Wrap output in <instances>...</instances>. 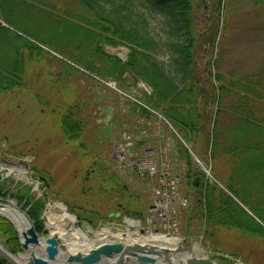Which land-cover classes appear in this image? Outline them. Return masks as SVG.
Masks as SVG:
<instances>
[{"label":"rangeland","instance_id":"obj_1","mask_svg":"<svg viewBox=\"0 0 264 264\" xmlns=\"http://www.w3.org/2000/svg\"><path fill=\"white\" fill-rule=\"evenodd\" d=\"M202 4L198 3L197 26L199 28L201 23L205 28L213 26V10L211 6L210 11L205 9L210 5L208 0H205L204 6ZM0 9L6 14L0 13V22L8 29L0 31L1 48L15 47L19 42L18 35L43 50L41 58L28 64L21 85L5 94L0 92V181L5 182L3 191L8 193L7 199L17 207H23L24 200L20 201L19 196L29 189L36 198L47 194L46 204L54 206L61 203L67 209H73L74 215L79 212L77 207L91 212V215H86L81 211L82 217L92 216L94 225L87 220L82 221L90 238L101 227L113 234L131 233L134 237L133 231L137 227L131 230L125 228H128L125 214L134 219L143 218L153 194L138 180L130 183L125 180L126 177L114 175L112 167L115 162L113 143L126 132H136L138 125H151L153 128L145 147H152L161 160L172 165L179 160L186 174L189 168L198 170V184L200 179H204L218 184L224 191L228 190L224 184L228 165L222 163L216 167L209 152L198 149L194 153L190 142L188 146L192 153L189 152L186 142L179 139L181 136L174 135L170 127L172 124L159 112L153 110L147 114L143 111L145 98L153 95L146 83L136 80L129 73L120 79L102 78L72 61L64 52L74 36L73 27L66 25L62 30L52 18L39 14V10L48 9L54 17L60 15L69 21L73 13H81L76 0H2ZM104 50L122 61L127 60L130 51L125 46L109 45H105ZM207 53L208 56L213 55L217 68L226 77L233 74L239 78L264 70V3L258 0H224L217 45ZM63 62L78 67V71L65 70ZM233 100L230 94L225 103ZM68 111L81 122V130L74 140L65 137L61 127V119ZM232 115L227 112L222 123H229ZM184 148L188 149L191 165L184 157ZM196 158L202 161L205 169L198 165ZM11 159L22 162L15 165L10 162ZM24 163L29 164V170ZM206 170L212 177L205 174ZM22 172L30 179L28 182L23 181ZM42 175L48 181L45 182ZM93 175L109 178L104 191L81 196L82 187L96 186ZM111 177L114 181H109ZM115 182L119 185L116 186ZM193 182L194 179L188 175L181 181V192L189 200L188 207L183 211L182 231L180 229L179 232L184 240L183 251L192 252L197 246L202 254L209 255L217 264H264V237L260 233H247L237 228L208 225L205 216L202 217L196 207ZM257 182L263 186L249 187L244 183V187L252 191V197L242 188L239 189L240 199L236 197L241 203L235 200L242 208L243 204L246 205L251 215L264 227V222L256 215L264 219V181L259 179ZM21 184H25L24 189H21ZM145 189L148 191L145 192ZM249 198L255 199L252 201L258 213L247 204L246 199ZM52 214L63 224L62 227H67L69 233L74 232L79 219L75 224L60 222L62 213L56 210ZM238 217L250 222L247 217ZM114 225H117L116 230L109 228ZM254 225L251 224V227L254 228ZM256 228L261 230L259 226Z\"/></svg>","mask_w":264,"mask_h":264},{"label":"trees","instance_id":"obj_2","mask_svg":"<svg viewBox=\"0 0 264 264\" xmlns=\"http://www.w3.org/2000/svg\"><path fill=\"white\" fill-rule=\"evenodd\" d=\"M76 1L81 13H73L69 21L60 15L54 17L48 9L39 10V14L52 18L60 29L66 25L73 27L74 36L64 51L70 59L102 78L120 79L129 73L149 85L153 95L145 98V104L166 118L182 138L192 144L195 153L202 149L211 154L216 167L222 163L229 166L224 184L232 195L240 199L239 189L243 188L252 197V191L245 188L244 183L258 187L263 184L257 180L264 181V70L239 78L233 74L226 77L217 68L213 55L208 56L209 49L214 50L217 45L224 0H208L210 5L205 9L210 11L211 6L215 20L213 26L206 28L203 23L198 28L196 19L198 3L202 2L204 6L205 0ZM258 2L264 3V0ZM0 13L6 15L2 9ZM1 29L8 31L0 23ZM17 39L19 42L15 47H0V92L4 94L21 85L28 64L41 58L43 53L36 43L18 35ZM105 45L129 48L127 60L106 53ZM63 65L65 70L78 71L70 63L63 62ZM230 94L234 100L225 103ZM143 111L151 112L145 107ZM227 112L233 114L232 120L223 124L221 120ZM61 124L65 137L77 139L81 122L71 111L64 114ZM184 150V157L191 165L190 154ZM199 174L197 169L189 168L187 175L195 179ZM93 176L96 186L82 187L81 196L104 191L109 178ZM42 178L48 181L43 175ZM200 180L198 186H194L196 207L208 225L237 228L264 237V227L229 193L216 183ZM109 181H114L113 177ZM115 185L119 183L115 182ZM3 188L4 183L0 182V195ZM25 194L19 196L20 201L25 200V207L30 206L28 214L36 222V231L42 233L41 214L48 195L36 198L29 189ZM252 200L246 199L247 204L258 213L255 199ZM77 209L92 214L82 207ZM256 215L264 222L259 214ZM250 223L255 227L252 228ZM2 237L12 253L21 251L16 228L0 216ZM0 264L9 263L0 258Z\"/></svg>","mask_w":264,"mask_h":264},{"label":"water","instance_id":"obj_3","mask_svg":"<svg viewBox=\"0 0 264 264\" xmlns=\"http://www.w3.org/2000/svg\"><path fill=\"white\" fill-rule=\"evenodd\" d=\"M15 162L18 161L15 160ZM195 185H197V179L195 180ZM6 205L15 206L12 201L0 198V207H5ZM20 211L24 214L27 221L23 231L9 217L0 212L2 216L17 227L23 249V253L14 255L0 242V258L6 260L9 264H27L28 262L33 264H159L158 257H162L167 264H215L208 257L192 255L191 253L186 259L176 261L170 257V254L173 253L170 248L139 242L129 244L115 241L100 242L95 243L94 247L82 246L81 249L70 253L68 251L71 244L70 241L79 239L76 234H70L66 229L67 227L64 228L61 234L60 230H54L53 226L46 223L48 235H39L35 230L34 222L27 212ZM67 211L75 219L77 218L71 210L67 209ZM46 214L44 212L42 216L45 222L47 221ZM77 226L79 230L84 232L81 222H78ZM140 233L145 234L144 230H141ZM89 241L92 240L89 238ZM21 256L27 259V263L19 262L18 259Z\"/></svg>","mask_w":264,"mask_h":264},{"label":"built area","instance_id":"obj_4","mask_svg":"<svg viewBox=\"0 0 264 264\" xmlns=\"http://www.w3.org/2000/svg\"><path fill=\"white\" fill-rule=\"evenodd\" d=\"M134 140L132 135H124L116 147V161L124 170L126 167H138L141 174L147 173L156 177L158 185L154 187V200L152 215L149 222L162 218L167 228L178 229L180 209L186 205V200L178 192L179 177L173 173L168 165L158 164L152 151L140 154L133 150Z\"/></svg>","mask_w":264,"mask_h":264},{"label":"bare ground","instance_id":"obj_5","mask_svg":"<svg viewBox=\"0 0 264 264\" xmlns=\"http://www.w3.org/2000/svg\"><path fill=\"white\" fill-rule=\"evenodd\" d=\"M21 176H22V179L25 181L30 180L29 178L24 176V172L21 173ZM56 210L62 213V215L59 216L60 222L66 221V222L73 223L75 221V218L67 211V209L64 207L63 204L61 203L55 204L54 206L49 205L50 212H47L46 215L50 218L49 224L53 226L54 230H58V231L62 230V228H60L61 223H59V221H57V219L52 214L53 212H56ZM0 212L4 214L5 216L9 217L21 231L25 229L27 221L25 219L24 214L20 211V209H18L17 206L6 205L5 207H0ZM100 233L101 234L97 236L98 239L105 240L106 234H109L110 231L103 229ZM78 237L80 239H78V241L76 240V243L71 242L72 245L71 244L69 245L71 249V251L69 252H74L76 250H79L81 249L82 246H86L88 248L91 247L92 241H89V238L86 233L79 230ZM117 237H123V234H118ZM125 237H127L126 239L128 243H133L136 241H140L141 243L151 242L154 245H162L163 247L171 248L173 253L178 252V249L180 247V245L178 244V241H179L178 239H167L164 236H151L150 238H144L138 234V236H135V237H132L131 235H126ZM195 251L199 253L197 246L195 247ZM18 260L20 263L22 262L27 263V259H24V256H21L20 259Z\"/></svg>","mask_w":264,"mask_h":264},{"label":"flooded vegetation","instance_id":"obj_6","mask_svg":"<svg viewBox=\"0 0 264 264\" xmlns=\"http://www.w3.org/2000/svg\"><path fill=\"white\" fill-rule=\"evenodd\" d=\"M99 177H100V175L98 176V178H99ZM2 194H5V193H2ZM81 217H82V216H81ZM85 218L88 219V220H91V221L93 222V220L91 219L92 217H86V216H84L83 219H85ZM43 231L47 232V231H46V225H44V229H43Z\"/></svg>","mask_w":264,"mask_h":264},{"label":"crops","instance_id":"obj_7","mask_svg":"<svg viewBox=\"0 0 264 264\" xmlns=\"http://www.w3.org/2000/svg\"><path fill=\"white\" fill-rule=\"evenodd\" d=\"M113 229H114V227H113ZM123 239H124V241L126 240V238H122V237H118L117 238V240H123ZM99 241H102L103 242L104 240H99ZM178 258H182V257H178ZM159 261L162 262V264H164V262L162 261V259H159Z\"/></svg>","mask_w":264,"mask_h":264}]
</instances>
